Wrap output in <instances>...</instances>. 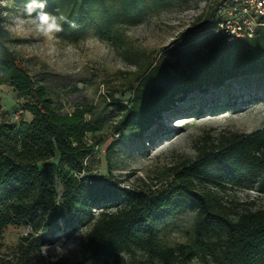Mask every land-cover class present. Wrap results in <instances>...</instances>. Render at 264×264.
<instances>
[{
	"label": "trees",
	"instance_id": "obj_1",
	"mask_svg": "<svg viewBox=\"0 0 264 264\" xmlns=\"http://www.w3.org/2000/svg\"><path fill=\"white\" fill-rule=\"evenodd\" d=\"M15 1L21 7L27 2ZM145 1L47 0L46 10L75 22L76 27H70L61 21L63 29H94L108 40H120V19L138 14ZM224 1L201 18L196 31L180 32L166 48L175 59L167 85L158 65L148 66L129 85L132 99L128 105L119 103L115 123L121 139L142 138L173 103L195 91L264 76V27L233 42L220 37L212 43L205 34L221 19ZM1 84L13 86L26 99L22 108L32 119L0 123V234L9 224L24 222L38 237L23 246L18 257L0 264H264V205L243 207L222 195L225 183L256 187L258 196L264 194V128L250 134L221 131L213 140L203 136L194 145L197 154L192 160L128 183L97 173L66 179L69 172L55 166L65 180L57 204L49 160L58 156L70 170L82 172L90 151L87 133L95 128L93 108L85 103L66 108L56 91L20 63L6 44L3 26ZM178 200L196 210L193 236L164 246L156 225ZM88 225L77 250L55 259L40 254V244L56 233L74 236ZM122 253L128 254V261L121 259Z\"/></svg>",
	"mask_w": 264,
	"mask_h": 264
},
{
	"label": "rangeland",
	"instance_id": "obj_2",
	"mask_svg": "<svg viewBox=\"0 0 264 264\" xmlns=\"http://www.w3.org/2000/svg\"><path fill=\"white\" fill-rule=\"evenodd\" d=\"M219 2L146 0L138 14L120 19V40H108L94 29L85 32L64 29L49 40L36 31L20 2L0 0V26L6 31L7 46L16 53L20 63L56 91L66 108L71 109L75 103L89 104L93 108L95 128L87 133L90 151L83 160L82 172L70 170L58 156L49 160L59 200L65 192V180L55 166L69 172L66 179L79 180L97 173L113 175L128 183L161 175L175 165L192 160L197 154L194 145L203 136L213 140L221 131L250 134L264 128V76L259 75L233 79L202 93H191L183 101L173 103L142 138L127 135L121 139L115 128L120 114L118 105L130 103L132 94L128 89L136 82V76L148 66L158 65L162 68L158 75L167 85L175 59L165 52L166 48L180 32L196 31L201 18L216 9ZM205 34L212 43L220 39L218 35ZM202 53L206 56L207 49ZM25 103L26 99L13 86L1 84L0 123L32 119L26 111L19 119L12 116ZM224 185L222 195L226 199L243 207L264 205V194L258 196L256 187ZM100 207L94 209L95 214ZM195 218L196 210L178 200L156 225L158 241L164 246L189 241ZM90 227H84L74 236L56 233L50 242L40 244V254L46 257L41 252L42 246L53 245L61 237L78 240L80 248ZM37 237L24 222L9 224L0 234V260L18 257L21 248ZM47 257L53 259L51 250ZM120 257L129 260L126 253Z\"/></svg>",
	"mask_w": 264,
	"mask_h": 264
},
{
	"label": "built area",
	"instance_id": "obj_3",
	"mask_svg": "<svg viewBox=\"0 0 264 264\" xmlns=\"http://www.w3.org/2000/svg\"><path fill=\"white\" fill-rule=\"evenodd\" d=\"M221 13V19L210 25L208 33L227 42L252 37L256 29L264 25V0H225ZM23 111L20 105L12 114L13 118L18 119Z\"/></svg>",
	"mask_w": 264,
	"mask_h": 264
},
{
	"label": "clouds",
	"instance_id": "obj_4",
	"mask_svg": "<svg viewBox=\"0 0 264 264\" xmlns=\"http://www.w3.org/2000/svg\"><path fill=\"white\" fill-rule=\"evenodd\" d=\"M47 0H27L23 6L24 14L31 18L32 23L35 25V29L41 35L47 37L49 40L53 39L56 33L63 31V24L69 23L70 27H76L75 22H68L64 17H57V15L48 12ZM57 204L60 203L59 198ZM79 247V241L70 239L67 237H61L53 245H44L41 248L42 254L46 257L51 250L53 253V259L57 256L67 255L70 251H74Z\"/></svg>",
	"mask_w": 264,
	"mask_h": 264
},
{
	"label": "crops",
	"instance_id": "obj_5",
	"mask_svg": "<svg viewBox=\"0 0 264 264\" xmlns=\"http://www.w3.org/2000/svg\"><path fill=\"white\" fill-rule=\"evenodd\" d=\"M31 118H32V117H31ZM29 121H31V119H30Z\"/></svg>",
	"mask_w": 264,
	"mask_h": 264
}]
</instances>
